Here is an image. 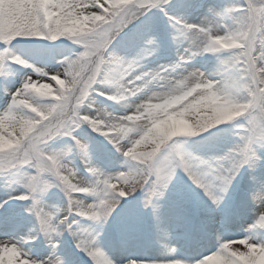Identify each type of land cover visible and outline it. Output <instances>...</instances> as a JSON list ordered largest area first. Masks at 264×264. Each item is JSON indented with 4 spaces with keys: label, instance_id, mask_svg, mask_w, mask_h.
Wrapping results in <instances>:
<instances>
[{
    "label": "clouds",
    "instance_id": "clouds-1",
    "mask_svg": "<svg viewBox=\"0 0 264 264\" xmlns=\"http://www.w3.org/2000/svg\"><path fill=\"white\" fill-rule=\"evenodd\" d=\"M65 12L76 21L62 34L51 35L48 29H41L39 34L23 32L20 37L45 41L63 38L80 45V50L57 59L54 66L35 65L24 78L39 81L41 94L59 99L57 90L61 93L72 91L91 72V83L101 90V97L118 106L120 114L99 106L94 107L95 112L103 119L92 116L81 119L100 136L106 135L100 132V128L106 126L109 131H114L117 142H122L123 167L116 172L121 173L123 179L105 196L107 201L114 202V206L104 216L106 206H100L98 196L91 191V185L95 184L97 192L104 195L102 186L93 177H82L72 166L68 159L72 147L46 148L44 142L52 129L38 122L17 145L0 135V158L12 164L27 162L45 170L58 167L64 181L59 190L66 192V208L57 207L46 212L45 218L50 219L54 227L44 231L35 220L23 235L0 239V264H69L61 251L65 233L74 248L91 264H108L109 257L96 242V236L82 227L76 217L102 225L120 203V193L131 195L133 176L128 170H134L136 184L146 180V170L150 164H155L157 153L153 149L157 145L166 149L162 159L170 167L175 163L173 157L177 149H183L182 146L192 138L210 137L212 130H218L221 125L236 130L233 135L238 139L227 152L234 159L245 160L241 168L247 167L252 184L245 193V202L251 212L250 222L236 238L217 237L218 247L228 256L224 264H264V177L255 174L264 165V0H232L212 15L208 9L197 22L186 20L187 24L200 25V29L173 28L170 35L176 46L175 59L146 69L119 52L110 54L119 60L103 57L89 39L107 29L111 18L139 14L133 0H81L71 11L65 9ZM116 35L118 33L113 39ZM173 36L178 39L173 40ZM149 38L154 42L151 56H156L159 53L157 37L151 35ZM81 40L87 44L84 51ZM9 53L18 58L16 64H31L21 55L10 50ZM205 57L214 61L211 67L196 63L197 58ZM49 73L53 74L55 88L51 83H41ZM95 99L88 96L86 109L93 107ZM37 115L41 120L46 119L43 113ZM113 117H118V122ZM34 145L40 150L38 157L33 155ZM130 146L134 149L132 153L126 151ZM57 153L61 155L58 164L53 159ZM78 153L81 157L84 155ZM11 170L20 173L19 183L23 185L27 180V169L18 166ZM167 187L159 188L160 197L164 196ZM221 188L222 185L217 186L218 199L212 202L214 207L220 206L227 192ZM78 237L86 239L78 242ZM88 238L92 239L91 243ZM37 240H41L47 249L46 255L32 254L31 245ZM129 261L112 260V264H129ZM202 264L209 262L205 260Z\"/></svg>",
    "mask_w": 264,
    "mask_h": 264
},
{
    "label": "snow or ice",
    "instance_id": "snow-or-ice-1",
    "mask_svg": "<svg viewBox=\"0 0 264 264\" xmlns=\"http://www.w3.org/2000/svg\"><path fill=\"white\" fill-rule=\"evenodd\" d=\"M78 3H81V0H0V44L4 45L3 50H0V75H7L3 71L6 65L9 63L16 64L15 61L18 59L9 53L7 47L14 38L20 37L23 32L39 34L41 29H48L51 35L62 34L66 28L72 26L76 21L74 16L70 18L65 9L71 11ZM133 6L139 10V14L134 13L127 17L111 18L107 29L89 37L94 42L96 50L103 57L110 60H119V57L110 55L115 51L141 65L146 63L147 58L151 57L154 46V42L149 37L155 29L151 17L148 15L153 10L163 13L168 18L172 28L183 27L186 31L200 29V25L187 24L186 19H184V15L191 14L198 7L192 0H175V3H171L170 0H133ZM169 9L178 10L181 15L170 14ZM215 11L209 8V15L214 14ZM115 33H118V35L113 39ZM172 39L177 40L178 37L173 36ZM80 43L84 45L82 51L86 50L87 44L83 40ZM16 65L35 69V65L32 64ZM52 75L49 73L44 77V80L50 79L53 81ZM91 75V72L87 73L79 86L70 92L61 93L57 90L56 95L59 99L41 94L38 91L40 82L27 78H23L19 85L14 87V90L5 87V104L0 108V135H4L5 139H9L13 145H17L32 132L39 122L41 126L52 129L50 136L44 142L46 148L48 142L55 137H69L74 148L78 152L84 153L81 159L86 165L85 171L95 179L97 184L102 186L104 195L97 192L95 184L91 185V191L98 196L97 203L100 206H106L104 216H107L111 212L114 202L107 201L105 196L122 181L123 176L119 172L105 174L89 163L86 159L88 157V144L74 135V130L81 125H87L91 129L81 117L104 118L102 115L96 114L94 107L88 106L87 109L85 107L89 95L101 96V90L95 84H92L89 79ZM33 89L37 90L33 91ZM38 112L43 113L46 119L41 120L40 116L37 115ZM113 120L118 122L119 118L113 117ZM221 131L223 129L219 128L210 137L217 136ZM17 132H19V135H17ZM100 132L106 134L102 137L116 153L121 155L122 142H117L114 131H109L105 126L100 128ZM95 133L99 134L98 132ZM144 135H147V133L145 132ZM126 151L132 153L134 149L130 146ZM165 151L166 149L160 147V145L153 149V152L157 153L155 164H150L146 170V180L142 184H136L134 170H128L133 176L131 195L138 190L143 192L144 205L146 207L151 206L154 212L157 208V205L153 202L154 197L159 196L161 186L168 185L173 179L175 169H182L192 184L200 189L212 204L218 199L217 186L222 185L221 191H228L241 166L245 164L243 158L234 159L227 151L222 157L205 160L183 149H177L173 157L175 163L169 167L162 159ZM39 152L40 150L34 145L33 155L38 157ZM53 159L58 164L61 155L57 153ZM18 166L31 170L27 171V180L22 185L23 191L16 192L14 190L6 199L0 200V209L7 211L6 205L9 200L29 201L30 203L25 207V211L35 218L38 227L48 231L51 227H54V223L45 218L47 209L42 205L39 193L52 187L60 189L64 181L59 176V168L45 170L27 162L22 161L19 164H12L0 158V173ZM62 193L63 195L66 194V192ZM125 196H129V193L121 192L118 199L121 201ZM225 215L227 217L230 212H226ZM77 239L78 242H83L86 238L78 237ZM88 242L91 243L92 239L88 238ZM205 260L209 264L212 261H215V264H224L228 260V256L221 250V247H217L215 251L211 252V255H204L198 259L196 264H202V261ZM108 264H112V259L109 258ZM129 264H145V261L130 259ZM151 264H185V261L179 258H167L153 260Z\"/></svg>",
    "mask_w": 264,
    "mask_h": 264
},
{
    "label": "bare ground",
    "instance_id": "bare-ground-1",
    "mask_svg": "<svg viewBox=\"0 0 264 264\" xmlns=\"http://www.w3.org/2000/svg\"><path fill=\"white\" fill-rule=\"evenodd\" d=\"M193 11L191 12V14H186V15H184V18L185 19H187V21L188 22H192V20L194 19L193 17ZM204 13H199V18L203 15ZM181 15V14H180ZM198 18V19H199ZM162 56V55H161ZM160 56V57H161ZM158 58V59H153L152 61H151V63L153 64V63H155V64H158V63H162V62H164V63H166L167 61H165V60H163L164 58H166V57H161V58ZM209 59V58H208ZM156 61H157V63H156ZM147 66H149V65H147L146 63H144L143 65H142V68H144V69H146V68H149V67H147ZM138 71H139V69H138ZM231 146V145H230ZM204 147V145L202 144V148ZM199 148V147H198ZM214 148V146H208L207 148H205V151H211V150H214L213 149ZM213 153V155H212V158L214 157V156H216V157H218L219 156V154L220 153H218V154H215V151H213L212 152ZM249 175V174H248ZM245 176H246V174H245ZM247 177V176H246ZM245 177V178H246ZM248 181H247V183L245 184V186H246V189L248 190L249 188H250V185H249V183L251 182L250 180H249V176L246 178ZM206 199H207V197H206ZM48 202H44V203H42V205L47 209V207H48V204H47ZM156 205H157V207H159L160 205H159V203L157 202L156 203ZM248 208V209H247ZM246 209L250 212V210H249V207H247ZM138 212V211H137ZM137 212H135V210H131V211H128L127 213H125V214H123V216L124 217H127V218H130V219H132L133 217H135V215H136V213ZM171 213L173 214L172 215V217L174 216V212L173 211H171ZM251 213V212H250ZM251 215V214H250ZM176 223H177V219L176 218H174L173 217V222H171V223H169V225L167 224H165V225H163L162 226V229H165L167 226H175L176 225ZM210 228V227H209ZM119 232H120V234H121V237H123L126 241H128L129 243H132L133 244V242L136 244L137 243V236H138V234H139V232H138V230H137V227L136 226H134V225H131V226H125V225H122V226H120L119 227ZM233 232L232 231H229V235H226V234H221L220 233V231L219 230H214V229H211L210 228V239L212 240L213 238H216L217 236H219V234L221 235V236H223L224 238H227V236H230L231 234H232ZM141 234V233H140ZM139 241V240H138ZM172 247L171 248H169L168 250H167V252H166V256H169V255H171V254H178V253H184L183 252V250L184 251H186L185 250V247H182V245L181 244H178V242L176 241V239L174 238V240H172ZM199 245V243H196L195 244V248H196V246H198ZM123 257L124 256H122V258H120V257H117V261H120V260H122L123 259Z\"/></svg>",
    "mask_w": 264,
    "mask_h": 264
},
{
    "label": "rangeland",
    "instance_id": "rangeland-1",
    "mask_svg": "<svg viewBox=\"0 0 264 264\" xmlns=\"http://www.w3.org/2000/svg\"><path fill=\"white\" fill-rule=\"evenodd\" d=\"M198 21V19L195 21V22H197ZM190 141V140H189ZM187 143H190V142H187ZM186 144V143H185ZM183 146H185V145H183ZM186 147V146H185ZM174 175H175V170H174ZM2 183V182H1ZM196 189H197V192L198 193H200L201 192V190L200 189H198L197 187H196ZM164 196H165V194H164ZM170 203H173V202H175V200L176 201H178V202H181L182 201V198L181 197H173L172 195H170ZM199 197H200V200H201V205H202V208H205V209H210L211 207H214L212 204H211V202L208 200V199H206V197L202 194H199ZM0 198H1V195H0ZM161 198V200H164V197H160ZM164 203L166 204V205H170V203H168V201L165 199V201H164ZM217 208V207H216ZM242 210V211H241ZM241 210H239V213H237V214H239V215H234L233 216V218H232V221H231V223H230V227L231 228H236V229H238V230H240V229H242L243 230V228L245 227L244 226V224L245 223H249L248 221H249V219L250 218H247V216H249L246 212H244V208L242 207V209ZM249 212V211H248ZM13 213H15L16 215H23L24 216V212L22 211V210H18V211H14ZM235 212H233V214H234ZM12 216H13V214H11ZM206 218L208 219V221H213V220H215L216 218H217V216H216V212H213L212 211V208H211V210H210V214H208V216H206ZM162 221V219H160V217H156V221ZM18 221V218L17 217H13V220H12V223H10L9 225L11 226V225H13V224H15L16 222ZM181 225H182V222H180V224H179V229L181 228ZM241 231H239V233H240ZM124 251H126V250H124Z\"/></svg>",
    "mask_w": 264,
    "mask_h": 264
}]
</instances>
